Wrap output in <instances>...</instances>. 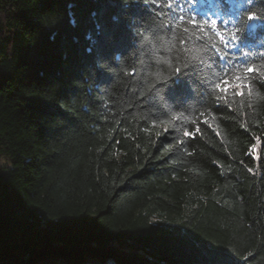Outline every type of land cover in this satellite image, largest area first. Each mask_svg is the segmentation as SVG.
Here are the masks:
<instances>
[{
	"label": "trees",
	"instance_id": "obj_1",
	"mask_svg": "<svg viewBox=\"0 0 264 264\" xmlns=\"http://www.w3.org/2000/svg\"><path fill=\"white\" fill-rule=\"evenodd\" d=\"M0 264H264V0H0Z\"/></svg>",
	"mask_w": 264,
	"mask_h": 264
},
{
	"label": "snow or ice",
	"instance_id": "obj_2",
	"mask_svg": "<svg viewBox=\"0 0 264 264\" xmlns=\"http://www.w3.org/2000/svg\"><path fill=\"white\" fill-rule=\"evenodd\" d=\"M190 23L194 24L195 22L194 21H190ZM206 26H210L211 28L215 29L217 27L216 21H214V20H212V21H202L200 23V25H199V29L203 30ZM216 37L218 39H220V41L222 43H226V41L224 39V37H225V33L224 32H222V31L216 32ZM233 38H235V37H233ZM256 71L257 70L252 65H248L247 67H245L243 69L244 75H248V74L254 73ZM157 78L159 79V76H157ZM233 88H235L237 90L235 94L238 95V96H243L244 95L243 89H245V88H248L249 91H251V85L244 81V76H242V75H236L231 80H222L221 82L216 84L217 91H219L221 93H224L225 96ZM173 118L175 119V117H173ZM185 119H187V118H185ZM204 123H208V121L205 120ZM196 131L199 132L200 130L197 128ZM188 135H189V133L187 132V136ZM258 146H259V142L256 145H253L250 154H252L253 156H256Z\"/></svg>",
	"mask_w": 264,
	"mask_h": 264
},
{
	"label": "water",
	"instance_id": "obj_3",
	"mask_svg": "<svg viewBox=\"0 0 264 264\" xmlns=\"http://www.w3.org/2000/svg\"><path fill=\"white\" fill-rule=\"evenodd\" d=\"M251 25H252V26H254V25H255V24H254V20H253V19H252V21H251Z\"/></svg>",
	"mask_w": 264,
	"mask_h": 264
}]
</instances>
